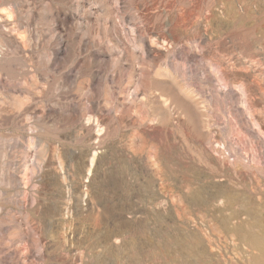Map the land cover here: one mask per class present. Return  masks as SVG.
Segmentation results:
<instances>
[{
    "label": "rangeland",
    "instance_id": "rangeland-1",
    "mask_svg": "<svg viewBox=\"0 0 264 264\" xmlns=\"http://www.w3.org/2000/svg\"><path fill=\"white\" fill-rule=\"evenodd\" d=\"M0 264H264V0H0Z\"/></svg>",
    "mask_w": 264,
    "mask_h": 264
}]
</instances>
